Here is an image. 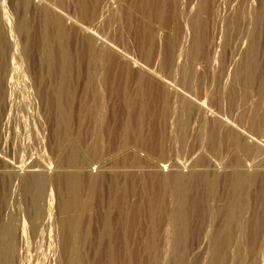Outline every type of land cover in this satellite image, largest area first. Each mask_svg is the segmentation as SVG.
I'll return each mask as SVG.
<instances>
[{"label":"rangeland","instance_id":"374dc122","mask_svg":"<svg viewBox=\"0 0 264 264\" xmlns=\"http://www.w3.org/2000/svg\"><path fill=\"white\" fill-rule=\"evenodd\" d=\"M3 41L0 264H264V0H0Z\"/></svg>","mask_w":264,"mask_h":264},{"label":"bare ground","instance_id":"6f19581e","mask_svg":"<svg viewBox=\"0 0 264 264\" xmlns=\"http://www.w3.org/2000/svg\"><path fill=\"white\" fill-rule=\"evenodd\" d=\"M5 43H7V42L3 41V43H0V50L2 51V54L8 48L7 44H5ZM4 57H6V56H4ZM37 166H41V164L32 165L31 166L32 168L27 170L28 173L26 174V176L23 177V183H24L23 187H25L29 192L34 193L35 194L34 200L38 202V200L41 198L40 197V195H41V191H40L41 189L40 188L42 187L44 181H46L45 180L46 178L40 176L38 171H41V173H42L43 170ZM13 171L16 172V174H18L17 171H19V170H13ZM6 225H7V228L0 231V248L3 252L7 248V246L5 245L6 240H8L7 237H9L13 233L12 230L8 229V226L10 224H6Z\"/></svg>","mask_w":264,"mask_h":264}]
</instances>
